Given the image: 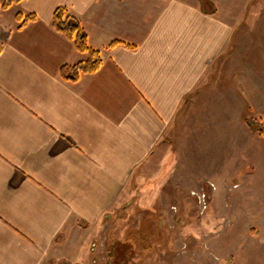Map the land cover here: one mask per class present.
<instances>
[{
  "label": "crops",
  "instance_id": "obj_1",
  "mask_svg": "<svg viewBox=\"0 0 264 264\" xmlns=\"http://www.w3.org/2000/svg\"><path fill=\"white\" fill-rule=\"evenodd\" d=\"M208 1L212 14L203 0L14 4L37 19L0 29V264H83L102 228L151 226L148 216L133 224L127 213L135 197L165 194L158 181L179 158L181 125L198 95H211L213 69L252 3ZM237 3L246 4L244 15ZM62 6L103 59L74 83L60 71L88 55L52 27ZM114 41L121 43L110 48ZM118 240L138 244L130 235Z\"/></svg>",
  "mask_w": 264,
  "mask_h": 264
},
{
  "label": "rangeland",
  "instance_id": "obj_2",
  "mask_svg": "<svg viewBox=\"0 0 264 264\" xmlns=\"http://www.w3.org/2000/svg\"><path fill=\"white\" fill-rule=\"evenodd\" d=\"M5 1L0 29L26 13L18 5L3 9ZM245 5L233 7L244 15ZM201 6L215 11L208 0ZM248 10L235 21L223 65L213 69L211 95H198L196 111L181 125L179 158L165 164L158 181L165 194L153 189L135 197L127 213L133 224L148 216L143 222L151 226L102 228L101 244L83 264H264V137L258 123L248 125L253 119L264 125V0H252ZM122 214L114 215L117 225ZM121 235L138 244L118 240ZM68 263L75 262L60 264Z\"/></svg>",
  "mask_w": 264,
  "mask_h": 264
},
{
  "label": "trees",
  "instance_id": "obj_3",
  "mask_svg": "<svg viewBox=\"0 0 264 264\" xmlns=\"http://www.w3.org/2000/svg\"><path fill=\"white\" fill-rule=\"evenodd\" d=\"M22 0H6L2 5L3 9H8L14 4L20 3ZM17 20L22 22L19 27L37 19L36 14L27 16L21 13L17 14ZM52 27L60 34L73 41L76 49L81 53H86L88 59L76 65H64L60 71V76L64 81L74 83L80 80L83 75L95 74L102 65V53L100 50L92 48L88 43V35L81 25L78 18L72 14L67 7H59L55 11L52 20ZM121 41H114L110 44V48L120 44ZM253 123H258V126H253ZM248 125L256 127L259 135L264 137V125L260 124L258 119L251 120Z\"/></svg>",
  "mask_w": 264,
  "mask_h": 264
}]
</instances>
